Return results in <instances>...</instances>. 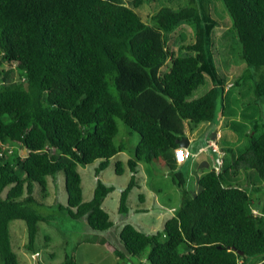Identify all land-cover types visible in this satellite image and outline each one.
<instances>
[{
	"label": "trees",
	"instance_id": "16d2710c",
	"mask_svg": "<svg viewBox=\"0 0 264 264\" xmlns=\"http://www.w3.org/2000/svg\"><path fill=\"white\" fill-rule=\"evenodd\" d=\"M154 1L0 0L3 264H21L13 246V219L26 221L25 245L31 250L39 222L52 219L40 210L50 203L49 177L63 171L64 207L71 217H85L94 230H107L113 220L103 202L113 187L99 174L110 159L131 146L132 177L120 199L125 211L139 164L161 158L174 171L185 120L215 118L229 78L215 61L220 19L212 13V0L161 5L154 13L142 8ZM222 1L230 13L224 25L234 31L237 56L246 64L235 82L252 76L255 96L263 101L264 0ZM184 21L195 32L175 49L169 34ZM207 77L212 86L191 98ZM119 118L128 137L140 135L137 145L130 138L116 141ZM247 135L237 152L222 146L228 152L222 166L205 169L197 191L177 172L181 205L162 230L147 232L125 223L124 250L113 246L119 260L126 263L130 254L141 264H264V212L253 211L245 186L248 180L264 184V122L251 117ZM97 160L96 186L87 199L79 165ZM116 166L120 173L122 160ZM87 240L111 243L99 233ZM62 264H77L75 254L67 251Z\"/></svg>",
	"mask_w": 264,
	"mask_h": 264
},
{
	"label": "rangeland",
	"instance_id": "374dc122",
	"mask_svg": "<svg viewBox=\"0 0 264 264\" xmlns=\"http://www.w3.org/2000/svg\"><path fill=\"white\" fill-rule=\"evenodd\" d=\"M186 2L187 0H156L151 4L143 5L142 8L154 13L161 5L173 7ZM211 2L213 15L220 19V24L217 25L219 35L215 61L218 67L227 74L229 82L226 85L225 95H220L218 98L217 112L212 121L194 123L185 120L184 124L186 137L188 139L193 137L190 144L193 151H198L202 145H207L209 139L208 152L204 154L208 158L206 169L219 165L217 156L213 153L214 146L209 143L210 140L216 142L217 151H222V146L226 148L231 146L237 152L249 138L247 132L251 126V117L264 122V99L262 101L260 97L255 96L252 88L253 77L249 75L240 84L235 82L237 76L243 73L246 64L237 56L240 48L234 31L224 25H227L230 13L222 0H212ZM194 32L195 29L189 21L180 23L169 34L171 46L179 49L181 43L192 37ZM169 65L170 61H167L164 67L167 69ZM248 71L254 72V68L251 67V70ZM211 86L212 81L207 77L205 83L193 91L191 98L199 97ZM118 123L119 133L116 141L120 143L130 138V144L137 145L140 135L136 133L132 138L128 137L126 123L120 118ZM218 132L220 133L219 137H217ZM259 132L260 130L255 132L253 137H256ZM130 148L131 146L129 147L128 144L126 150L112 157L108 166L99 174L105 184L113 187L103 202L113 220L112 227L107 230H94L85 217L73 218L69 215L64 207L67 203L62 201L66 186H62V183L65 184V179L63 171H61L55 178V183L60 186L59 199L40 208L44 214H50L53 217L48 221L39 222L34 250L25 245L28 242L26 221L24 219L11 221L13 246L21 264H38V262L62 264L67 251L75 254L77 264H124L115 257L116 253L112 249L100 247L94 241L87 240V237L101 233L107 236L114 245L124 248L121 245L120 229L127 222L133 223L139 229L147 232L163 229L167 217L174 214L181 205L182 191L173 177L179 172L186 178H192L195 172H193V165L189 160L183 163L178 162L177 168L172 171L161 158L152 162H141L136 173L138 184H135L129 191L127 209L122 211L120 210L121 192L132 177V171L128 165ZM225 154L223 159L228 155V152ZM118 160L123 162V169L120 173L116 171ZM98 164L97 160L91 164L79 165L84 183V196L87 199H90L94 193V184L96 185L97 181L95 171ZM194 170L203 173L197 167ZM256 175L260 178L258 174ZM242 176L245 177L246 173L243 172ZM249 183L248 180L245 186L251 193V207L254 212L260 214L262 211L264 212V184L255 186ZM128 261L129 259L126 263ZM0 264H3L1 254Z\"/></svg>",
	"mask_w": 264,
	"mask_h": 264
},
{
	"label": "crops",
	"instance_id": "0c3cea01",
	"mask_svg": "<svg viewBox=\"0 0 264 264\" xmlns=\"http://www.w3.org/2000/svg\"><path fill=\"white\" fill-rule=\"evenodd\" d=\"M189 121V120H188ZM192 138L193 137H190L189 138V145H188V147H189V149L194 153L193 154V157L191 156L190 158H188L187 160H189L190 161V163L193 165V177L192 178H188L187 179V187L190 189V190H194V191H197L198 190V188H197V180H198V178L200 177V176H202L203 174H204V172L206 171L205 169H206V166H207V164H208V158L204 155L205 154V152H208V140H207V145H202L201 146V149H199L198 151H193L192 149H191V143H192ZM211 139V138H210ZM223 150V149H222ZM213 153L216 155V156H218V153H217V151L215 150V149H213ZM202 155H204V156H202ZM131 156V154L129 153L128 154V158ZM187 160H185V161H187ZM184 161V162H185ZM183 163V162H182ZM195 167H197V169L199 170V169H201L202 170V174H201V172H197L196 170H194V168ZM137 173V172H136ZM96 178H97V176H96ZM83 179V178H82ZM97 182V181H96ZM138 184V183H137ZM83 185H84V183H83ZM62 186H65V184H63L62 183ZM95 184H94V188H95ZM59 185H57L56 183H55V178H53V177H49V191H50V203H53V202H55V201H57V199H59ZM83 191H84V186H83ZM86 198V197H85ZM143 195H142V201H143ZM62 201H66V203H67V190H66V187H65V191H64V193H63V199H62ZM144 202V201H143ZM62 203H64V202H62ZM104 206V205H103ZM143 209H146L145 207H142ZM173 215V214H172ZM171 215V216H172ZM171 216H169V217H171ZM169 217H167V218H169ZM120 231H121V229H120ZM96 234L97 233H95L94 234V236H96ZM99 235L100 236H104V237H107V236H105L104 234H101V233H99ZM108 238V237H107ZM109 239V238H108ZM121 239V238H120ZM98 246H100V247H103V248H107V247H109V249H112L113 251H114V249H113V246H114V244L113 243H110V242H95ZM121 245H122V247H123V244H122V241H121ZM119 247V246H118ZM120 248V247H119ZM121 249H123V248H121ZM111 252V251H110ZM115 252V251H114ZM115 257L117 258V259H119V256L116 254L115 255ZM129 261H131V264H141V262H140V260H139V258L137 257V256H133V255H130L129 254ZM38 264H39V262H38ZM124 264H127V263H124Z\"/></svg>",
	"mask_w": 264,
	"mask_h": 264
},
{
	"label": "built area",
	"instance_id": "2783aa9c",
	"mask_svg": "<svg viewBox=\"0 0 264 264\" xmlns=\"http://www.w3.org/2000/svg\"><path fill=\"white\" fill-rule=\"evenodd\" d=\"M220 132V131H219ZM218 132V136H220V133ZM211 145L214 146V149L217 151V145H216V142L214 140H210L209 142ZM218 153V156H217V159H218V163L219 165L216 167L217 169L220 168V165L222 166L223 164V155H225L224 151H217ZM193 152L189 149L188 146H179L176 148V151H175V155H176V159L179 163H182L184 162L185 160H187L188 158H190L191 156L193 157Z\"/></svg>",
	"mask_w": 264,
	"mask_h": 264
},
{
	"label": "water",
	"instance_id": "95a60500",
	"mask_svg": "<svg viewBox=\"0 0 264 264\" xmlns=\"http://www.w3.org/2000/svg\"><path fill=\"white\" fill-rule=\"evenodd\" d=\"M180 146H188L189 145V139L185 136L182 137L179 141ZM127 264H131V261H128Z\"/></svg>",
	"mask_w": 264,
	"mask_h": 264
}]
</instances>
